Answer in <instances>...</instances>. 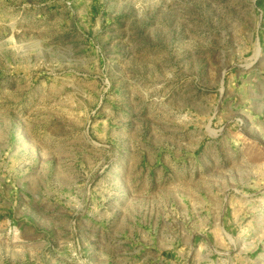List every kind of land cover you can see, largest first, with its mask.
Returning a JSON list of instances; mask_svg holds the SVG:
<instances>
[{
	"label": "rangeland",
	"instance_id": "rangeland-1",
	"mask_svg": "<svg viewBox=\"0 0 264 264\" xmlns=\"http://www.w3.org/2000/svg\"><path fill=\"white\" fill-rule=\"evenodd\" d=\"M0 264H264V0H0Z\"/></svg>",
	"mask_w": 264,
	"mask_h": 264
}]
</instances>
